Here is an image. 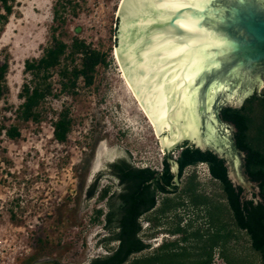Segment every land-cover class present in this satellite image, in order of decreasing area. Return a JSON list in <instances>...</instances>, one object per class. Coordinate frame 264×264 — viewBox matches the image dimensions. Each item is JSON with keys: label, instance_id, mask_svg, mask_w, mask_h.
I'll return each mask as SVG.
<instances>
[{"label": "rangeland", "instance_id": "374dc122", "mask_svg": "<svg viewBox=\"0 0 264 264\" xmlns=\"http://www.w3.org/2000/svg\"><path fill=\"white\" fill-rule=\"evenodd\" d=\"M58 1L16 0L14 14L0 38V58L10 62L9 92L0 103V121L8 126L18 125L22 132L14 140L0 134V264H32L46 257L59 264H88L110 254L118 241L105 239L117 229L106 228L108 199L98 198L109 179L104 178L95 195L88 196L97 168L107 171L111 161L126 157L136 168H163L165 154L161 152L160 139L148 120L127 106L131 100L126 96L115 54L116 22L123 0H71L72 4L62 9L66 23L58 27L59 37L68 43L76 36L86 40L107 54L108 65L98 68L91 86L80 80L77 94L49 97L41 122L21 121L13 114L23 102L19 95L23 83L30 78L25 72V61L43 55L52 40V27L60 24L54 21ZM72 5H77L75 12ZM52 81L54 93H60L56 72ZM62 109H69L73 119L66 142L57 141L53 134V123ZM142 126L145 131H136ZM181 149L173 152L179 155ZM193 172L208 193L221 197L220 184L211 178L206 163L187 168L181 182ZM120 191L122 187L116 179L108 196ZM163 197L159 194L160 202ZM99 209L103 213L97 219ZM187 211L189 219L193 210ZM202 217L204 220H195L192 230L208 228L205 214ZM162 234L169 235L164 241L182 237L168 231L143 230L141 237L151 243L144 255L155 251L160 242L156 239ZM236 234V250L251 254L248 236L244 232ZM191 243L197 245V240ZM218 255L217 249L214 261ZM216 264L226 262L219 258Z\"/></svg>", "mask_w": 264, "mask_h": 264}, {"label": "trees", "instance_id": "16d2710c", "mask_svg": "<svg viewBox=\"0 0 264 264\" xmlns=\"http://www.w3.org/2000/svg\"><path fill=\"white\" fill-rule=\"evenodd\" d=\"M15 1L0 0V38L14 14ZM68 3L71 5L72 1L59 0L54 7V21L60 24L52 27V40L44 48L43 55L25 61V72L30 78L23 83L19 93L23 102L12 112L18 120L41 122L44 118V105L49 97L77 94L80 80L91 86L98 68L108 65L107 54L86 40L76 36L68 43L57 34L58 27L66 23L62 9L65 10ZM58 6H61V10ZM76 6L72 5L74 12ZM9 70V60L0 58V103L9 92ZM55 72L59 76L60 93H54L52 78ZM221 115L236 125L238 146L246 152L247 172L259 190L252 192V197H246L245 188L229 178L224 159L189 142L181 145L177 159L180 180L187 168L206 163L211 178L220 184L221 197L208 193L196 172L188 175L177 189L173 185L174 175L166 158L163 160L162 178L155 181L152 180L153 176L159 174V171L148 167L136 168L131 165L129 157L121 159L116 165L122 191L108 196V187L98 197L108 199L110 211L106 214V228L117 229L105 240H116L118 246L110 254L92 259L88 264H213L217 249L219 257L226 264H264V90L261 96L255 94L248 98L241 108H224ZM53 126L55 139L59 142L68 141L73 129L69 109H62L58 113ZM3 133L12 140L22 135L18 125L8 126L0 121V134ZM164 184L175 186L176 189L169 191ZM97 189V183L92 184L88 196L93 197ZM159 194L165 195L157 208L204 210L209 226L205 230H192V224L188 227L178 226L168 232L172 235L182 234L181 238L163 241L153 253L144 255L151 243L141 237L139 219L142 213L157 206ZM102 213V209L97 211V219ZM236 231L248 236L251 254L243 255L236 250L235 240L239 237ZM195 239L197 245L191 243Z\"/></svg>", "mask_w": 264, "mask_h": 264}, {"label": "water", "instance_id": "95a60500", "mask_svg": "<svg viewBox=\"0 0 264 264\" xmlns=\"http://www.w3.org/2000/svg\"><path fill=\"white\" fill-rule=\"evenodd\" d=\"M117 20L115 54L156 128L173 185L182 182L172 152L189 142L224 159L229 178L252 197L259 188L237 127L221 114L262 95L264 0H123Z\"/></svg>", "mask_w": 264, "mask_h": 264}, {"label": "flooded vegetation", "instance_id": "af4514ba", "mask_svg": "<svg viewBox=\"0 0 264 264\" xmlns=\"http://www.w3.org/2000/svg\"><path fill=\"white\" fill-rule=\"evenodd\" d=\"M120 160L121 159H116V160L111 161L109 163V167L107 168V171H104L103 169L97 168L98 169V171H96L97 176L95 177L92 184L97 183V185L99 187V185L101 184V182L104 178L105 179L108 178L110 180V181L108 180V183L100 189V192L103 191L105 188H108V187L111 188V185H113V183L116 182V179L118 180V184L122 187V182L119 179L118 165H116L117 163H119ZM159 172H160L159 174H154L153 179H152L153 181H155V179H157V178L158 179L162 178L163 170L159 171ZM171 187L176 189L175 186H171ZM114 193L115 192H113L112 195ZM158 197H159V195H158ZM158 197H157V206L155 208L148 209L147 211L142 213L140 216L139 221H140L142 231L147 230V229L148 230H159V231H170V230H172L178 226L188 227L190 224H193L195 222V220H198V221L204 220V218L202 217V214H204V213L202 211H200V209L192 208L193 211L191 213L193 216L189 219L186 218V215H190V212L187 211L188 208L159 209L157 207H159L161 205V202L159 201ZM181 211H186L188 213L186 214V213L181 212ZM194 212H196L197 215ZM184 221H186V224L184 223ZM168 236L169 235H167V234H165V235L163 234L162 239H164L165 237H168ZM163 241L161 242V244L163 243ZM167 241H169V240H167ZM54 264H59V261L54 259Z\"/></svg>", "mask_w": 264, "mask_h": 264}, {"label": "bare ground", "instance_id": "6f19581e", "mask_svg": "<svg viewBox=\"0 0 264 264\" xmlns=\"http://www.w3.org/2000/svg\"><path fill=\"white\" fill-rule=\"evenodd\" d=\"M120 71L122 72V79L124 80V83H125L124 86H125L126 96L129 98V100H131V101H130V104L127 103V106H128L129 108H135V109L138 111V113H140V114L143 116V118L145 117V118L148 120L147 123L150 125L151 129L153 130L154 135L157 136V137L159 138V135H158V133H157V131H156L155 126L153 125V123H152L151 119L149 118L148 114L146 113V111H145L144 108L142 107L141 103L139 102V100H138L136 94L134 93V91H133L131 85L129 84L128 80H127L126 77L124 76V73H123V71H122V68H121ZM139 118H140V117H139ZM147 120H146V121H147ZM139 124H140V123L138 122L137 125H139ZM139 126H140V125H139ZM141 128H142V129H140V127H136V131L140 132V131L143 130V129H144L143 131H145V126H142ZM146 131H147V129H146ZM145 133H146V132H145ZM161 152H162V154H165V152H164V148H163V147L161 148ZM162 235H163V234H162ZM162 235H161L159 238L156 239L157 241H160L158 244H161V242L163 241V239H162V238H163ZM164 235H165V234H164ZM157 246H158V245H156V247H157Z\"/></svg>", "mask_w": 264, "mask_h": 264}, {"label": "built area", "instance_id": "2783aa9c", "mask_svg": "<svg viewBox=\"0 0 264 264\" xmlns=\"http://www.w3.org/2000/svg\"><path fill=\"white\" fill-rule=\"evenodd\" d=\"M173 154H174V157L176 158V159H178V156L179 155H177L175 152H172ZM163 170V168L162 169H159L158 171H162ZM208 172H209V168H208ZM209 174H210V172H209ZM165 238H167V237H165ZM220 257H219V255L217 256V258L215 259V261H214V263L213 264H216V261L219 259Z\"/></svg>", "mask_w": 264, "mask_h": 264}]
</instances>
